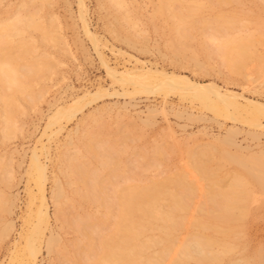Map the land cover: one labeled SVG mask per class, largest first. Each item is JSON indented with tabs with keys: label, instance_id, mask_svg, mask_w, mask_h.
I'll use <instances>...</instances> for the list:
<instances>
[{
	"label": "rangeland",
	"instance_id": "obj_1",
	"mask_svg": "<svg viewBox=\"0 0 264 264\" xmlns=\"http://www.w3.org/2000/svg\"><path fill=\"white\" fill-rule=\"evenodd\" d=\"M81 1L84 7L78 6L79 0H0V35L4 25L16 22L17 15L22 19L25 15L33 16L38 27L30 29L19 24L15 27L18 32L10 31L0 40L1 65L9 64L7 67L14 68L19 78L14 86L0 81V264H21L22 259L24 263L25 240L37 223L35 213L41 199L30 167L34 149L46 168L44 201L48 217L40 224L42 232L39 235L41 240L37 241L40 247L35 264L84 263V254L82 259H72L76 248L73 245L78 244L79 249L82 236L71 224L77 216L91 213V216L100 217L105 212L99 202L88 201L90 204H87L78 199L84 189L78 181L79 176L71 171L74 170L72 166L70 171L73 174L69 178L64 177L62 171L63 162L77 166V162L71 160L76 162L74 164L69 158L81 149L82 140L89 139L82 137L86 133H92H89L92 142L88 143L93 146L88 149L91 148L93 154L87 148L81 150L85 157L82 164L88 162L90 166L88 163L85 166L90 170H104L101 162H104L103 152L107 150L100 154L101 148H98L103 144L106 147L109 141L119 151V169L125 173L128 171L129 179L133 178V181L129 180L130 184L135 185L190 171L189 155L201 147H225L245 161L257 160L264 155L263 117L249 115L250 121L243 111L232 112L231 109L227 115H216L202 108L197 101L180 97L176 91L165 94L156 89L149 92L134 89L133 84L128 83L131 81L119 82L111 78L105 67L106 63L119 73L133 70L134 66V70L151 67L184 80L214 84L223 91L240 93L264 105V0H169V3L166 0L169 7L164 6L165 10L159 9L164 0H123L124 3L118 0V7L123 3L119 9L114 7L115 0ZM81 9L85 10H82L85 21L78 17ZM240 38L249 39L250 49H246L249 52L246 53V64L242 60L244 57L240 59L244 68L234 74L231 66L228 67L233 72L228 64L224 65L226 62L220 57L217 46L223 40ZM84 94L90 95L81 99L79 105L71 103ZM57 107L65 110L68 119L61 117L64 119L59 118V122L47 127ZM234 115L237 120L236 117L232 119ZM254 117L258 126L252 125ZM4 119L12 120V133L3 134ZM57 128L61 130L53 135L51 132ZM229 130L233 134L229 136L232 139L228 137L232 144L223 146L221 140L227 138L224 137ZM233 167V164L224 163L221 175L233 171ZM186 173L199 186L205 184L195 173L190 171L192 176ZM227 178H223L220 186L228 182ZM118 180L124 181L122 178ZM123 181L120 185L124 184ZM58 186L65 192L66 207L70 206L64 214L66 218L69 213L66 219H72L71 223L57 214L52 193ZM198 195L195 205L201 199L200 192ZM254 198L248 215L231 225L228 234L208 230L235 244L233 254L244 246L252 253L264 245V196L255 193ZM194 215V211L188 213L187 220ZM192 231L194 228L188 224L178 236L183 237L184 233ZM49 236H56L58 245L53 246L59 249L46 248Z\"/></svg>",
	"mask_w": 264,
	"mask_h": 264
},
{
	"label": "bare ground",
	"instance_id": "obj_2",
	"mask_svg": "<svg viewBox=\"0 0 264 264\" xmlns=\"http://www.w3.org/2000/svg\"><path fill=\"white\" fill-rule=\"evenodd\" d=\"M115 1L116 5L113 3L114 7H118V5H120V1ZM170 1L168 0V3ZM221 1L225 2L226 0H220L219 2ZM81 2L82 1L79 0L80 5L78 6L82 7L83 2ZM121 2H123V0ZM162 2L164 3H160L162 4V8H160L161 6H159L160 10H165L164 6L169 7L166 6V0ZM123 3L121 4V6H123ZM121 6H119L118 9L121 8ZM197 8H200V6ZM82 10L83 9H81L80 16L78 17L79 19L81 18L85 21V19H83ZM83 12H85V10H83ZM17 16L18 18L14 20L16 22L11 23L10 25H4L3 34L0 35L1 41L7 35L6 33L10 31L13 32L14 30L16 31L17 29H15V27H18L19 24H22L26 28L30 29L31 27H37V25L33 21V16L29 17L28 15H25V19V16H22L23 19L20 18L19 15ZM82 23L85 26V23ZM84 30L87 34L89 33L86 26ZM177 34L179 35V33ZM180 37H182V34ZM129 38L130 37L128 36L127 39ZM243 39L244 40H242L241 38L237 40H223V42L217 46V48L219 49V55H221L220 57H223L224 61L226 62V64L224 65L228 64L227 67L231 66L234 72L230 67L228 68L234 74L235 71L239 72L244 68H242L241 66H243V64L245 63L246 55L249 53L248 51H246V49H250L248 48V42L250 43V41L246 38ZM243 57L244 59H242ZM240 59H242L244 63ZM224 61L222 62L225 63ZM5 64L6 63H3L1 65L0 62V81H7L8 84H13L14 86V84L16 85L17 81L19 80V78H17L18 73L16 74V70L14 68H8L7 66L9 64L7 66ZM3 65L6 68H4ZM105 67L107 69V74L111 76V78H115L116 80H119V82L131 81L128 83L133 84L134 89L139 88L147 92L156 89L164 92L165 94L171 91H176L179 93L180 97H187L190 98L191 101H197L202 108L209 110L216 115L219 113H223V116L227 115V111L231 109V111L233 110L234 112L243 111L245 116L251 115L264 118L263 104L258 103L257 101H254L252 99L245 98L240 93L236 94L235 92L229 90L223 91L220 88H217L214 84H200L197 82L184 80L179 78L180 76L178 75L176 76L174 74H166V72L158 71L157 69L152 70L151 67V69H144L143 67L139 69L137 67L138 70H134V68H136L134 66L133 70L130 69L129 71H125V73L116 72L114 69L106 66V63ZM36 68L37 67L31 70L35 72L34 70ZM28 72L31 71L29 70ZM88 95L90 94H84L81 97L79 96L71 103L78 104L81 99H84ZM75 106H70V108H74ZM8 111L11 112V109H9ZM238 115L240 114H236V116ZM66 116L67 114L65 115V110L57 107L56 111L49 119V122L47 123L48 125L46 126L51 127L54 122L60 120L59 118ZM231 116H233V114ZM236 116L234 115L232 119ZM256 117L252 119L255 120L252 122H255L254 124L251 123L252 125L256 124ZM6 118L8 117L6 116ZM248 118L250 120V116ZM237 119L238 118L236 117V120ZM4 120V125L6 127L4 130L5 133L3 134H7L9 131H11L12 133L13 128L10 127L12 120H10L11 122L9 121V119ZM59 125L58 127H60ZM255 126H258V124ZM59 129L61 130V128H57L55 132L53 131L51 133H55L56 135L60 131ZM229 132L227 131V134L224 137L227 138L225 140H221L222 145L224 144L223 146L232 144L229 140V136H231L232 132L231 130H229ZM11 133H9L8 135H10ZM89 133L92 134L91 132ZM89 133H86L82 136L84 137V139L86 138V136L87 138L89 137V139H85V142L82 140V143L81 140L79 141L81 143V149L78 151V153L75 152V154L71 157L67 156L68 158L70 157V161L75 160L77 162V166L75 164L76 162L71 161L75 164V166H73L72 164H68L67 161L63 162L65 163V166H63L64 169L61 170L65 174L63 175L66 178H69L73 173L76 176H79L78 181L80 180L79 182H81L82 184H80V186L84 189V192L82 194H80L79 192L76 193V195L79 193L78 195L80 198L78 199H81L80 201L84 200L83 202H86L87 204H90L88 203V201H93V204L99 202L100 206L102 207L101 209L105 212L103 213V215H99L100 217H96L97 215L93 216V214L91 216V213H88V215H82L83 217H81V215L77 216L78 218H81L78 219L76 217L77 220L73 222L72 219L68 221L66 218L68 217L67 214L69 213H66V218L64 214V211L68 207H66L65 205L67 204L64 198L65 192L63 191L61 186H58L52 193V198L54 200L53 202L58 208V216L59 214L60 217L64 216V218L62 217L61 219H64L65 222L71 221L73 223L71 224L72 226L69 225L71 222L68 225L73 227V229L75 228L76 231L79 230L77 232H80L79 235L82 236L81 241L84 240V243H82L81 241L78 242L79 244H82L79 245L81 246L79 249L77 248L78 244L73 245L76 247L74 248L77 249H74V253L77 255L79 253V255L81 254V256L79 257L76 255V258H74L75 254H73L74 257L72 259H82V254H84V257L82 259V262L84 261V263H81L79 261V264H264V245L257 248L252 253H249V251L246 250V247L244 246L242 250H239L237 253L233 254L235 244L225 239L218 238L215 234L208 231L211 230L212 232L217 234H228L230 228L232 227L231 225L245 219V217L250 212L249 206L252 202L255 201V193L260 196H264L263 154L259 157L260 159L255 158L257 160L250 159L251 161H245V159H240L235 154H231L228 150L225 149V147H201L200 149L192 151L189 155V158L191 160L190 171L193 174L195 173V176L198 177L197 179L204 181L203 183H205V187L204 185L202 186L204 188L199 186L198 182L188 177L189 175L186 172H189L190 174V171L176 172L172 176L170 175L171 177L165 176L162 179L157 178L156 180H150L143 185H135L130 184L129 180H132L133 178L130 176L132 179H129L128 175L130 174L128 173V171L125 173L123 172V169L122 172L119 169L120 159H117L119 151L115 145L114 146L116 147V149L112 144L110 145L109 141H107V146L105 145L107 148L103 146V143V145H99L98 148H101L100 154L104 150H107L106 152H103L104 154L102 153L104 162H101V166L104 167V170H99L98 168H92L90 170V168L87 167L90 166L88 162H84V164H82L85 157H83V153L81 154L80 152L84 151V149L86 148L87 150L91 151V148L88 149V147L90 145L93 146V144L88 143L89 141L92 142V140H90L91 136L89 135ZM49 137H51V135ZM92 139L95 138L93 137ZM102 147H104L103 150ZM79 153L81 154V156H78ZM91 153L93 154V151H91ZM98 156L102 158L101 155ZM79 160L80 164H78ZM101 160H103V158ZM86 163H88V165ZM224 163L233 164L235 168L233 167L234 170H231L232 172L230 171L228 174H226L225 172L224 175H221L220 171L223 169ZM85 164L87 166H85ZM71 166L74 168V170H71L73 171V173H71L70 171V169H72ZM30 167L33 168L34 171L32 177L37 189L36 192H38L39 198L41 199V204L38 210L36 209L37 212L35 213L37 217V223L32 226V229L30 232H28L29 234L25 240L23 253H25L24 255H26V259L24 263H22V259L20 261L21 264H35L36 255L40 247H38L37 241L40 239L39 237L41 236L40 234L42 232L40 224L48 220L46 212L47 206H45L44 201V181L46 180V168L45 165L39 161L35 149L32 152ZM224 176L228 177L227 179L229 180L228 182L224 181L226 184L223 183L225 185L220 186V183L222 184L223 178H225ZM121 178L124 179V181L120 180L124 183H121L122 185H120V181L118 180ZM118 181L119 184H117ZM198 192H200L201 194V199L195 205L194 200L199 197V195L197 196ZM191 211H194L195 215H197H194L195 217L193 216V218L188 221L187 215ZM188 224L189 226L194 228V231H192L191 233H184L183 237L180 235L178 236V232ZM222 227H224V229H222ZM53 237L51 236L49 239L46 238L47 245L46 243L44 244L47 246L46 248H56L57 250L58 247L53 246L54 244L58 245L56 244V236ZM78 250L80 252H76Z\"/></svg>",
	"mask_w": 264,
	"mask_h": 264
}]
</instances>
